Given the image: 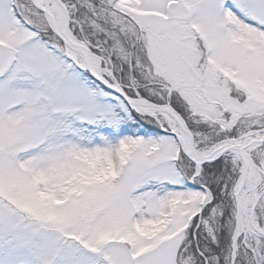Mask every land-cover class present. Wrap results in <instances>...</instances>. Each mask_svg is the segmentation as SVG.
I'll use <instances>...</instances> for the list:
<instances>
[{"label":"snow or ice","instance_id":"obj_1","mask_svg":"<svg viewBox=\"0 0 264 264\" xmlns=\"http://www.w3.org/2000/svg\"><path fill=\"white\" fill-rule=\"evenodd\" d=\"M0 264H264V0H0Z\"/></svg>","mask_w":264,"mask_h":264}]
</instances>
